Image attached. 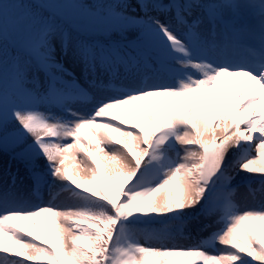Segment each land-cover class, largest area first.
Masks as SVG:
<instances>
[{
	"label": "snow or ice",
	"instance_id": "6c2138e0",
	"mask_svg": "<svg viewBox=\"0 0 264 264\" xmlns=\"http://www.w3.org/2000/svg\"><path fill=\"white\" fill-rule=\"evenodd\" d=\"M0 133L75 199L0 184V264H264V0H0ZM212 213L214 253L150 227Z\"/></svg>",
	"mask_w": 264,
	"mask_h": 264
},
{
	"label": "rangeland",
	"instance_id": "374dc122",
	"mask_svg": "<svg viewBox=\"0 0 264 264\" xmlns=\"http://www.w3.org/2000/svg\"><path fill=\"white\" fill-rule=\"evenodd\" d=\"M86 2L90 4L116 3L117 0H86ZM130 2L135 6L136 0H130ZM86 103L87 102H82L81 105L82 111L87 110ZM9 129H11V125L9 126ZM0 135H2V133H0ZM3 152L5 154H9V155L11 154L10 151L8 152L3 151ZM0 159H2L0 162V169H2V167H5L4 171L8 173V175H12V176L16 175L17 179H15V181H16V185L18 186L19 183L18 181L20 180V176L15 170H12L9 166L12 165L14 162L8 159H3L2 157H0ZM40 168L41 169L43 168L42 161L40 162ZM229 175L232 176L233 178L231 181V186L236 189V193L233 198V204L237 207V209L243 210L248 207L258 206L259 189L261 185L258 182L251 183L252 191L250 192L249 181L246 179L248 176L247 173L239 172L237 170L235 172L230 171ZM25 182H27V184L31 189V192L33 193L32 194L33 196L30 197L29 196L30 192L24 191V189L28 190V187L25 186L23 189L21 188L20 185H19L20 187L18 186V188L21 190V193L25 198L26 201L25 206H29V207L36 206L48 202H53L61 206H68V205H72L73 203L72 199L68 197L70 192L64 191L60 186H56L55 188H53L48 183H43L38 189V194H34L35 184L30 179V174L28 173ZM53 197L55 198L54 200ZM159 219H164V218L160 217ZM254 223L258 224V222H254ZM21 226L24 228L25 231H30V228L26 223L22 222ZM150 227L153 229L160 227L162 230H164L169 236V239H167L165 242L169 244H175L184 247H193L196 245H200L206 248L210 253L222 251L225 247L219 245V243L214 239V233L218 231L220 227L219 217L216 213H212L210 215L197 214L196 216L189 217L187 220L183 222L173 221L168 223L167 225L155 224ZM138 238L140 239L141 243L153 244L152 243L153 239H149L147 236H145L142 233L139 235ZM9 258L13 259V257H9Z\"/></svg>",
	"mask_w": 264,
	"mask_h": 264
},
{
	"label": "trees",
	"instance_id": "16d2710c",
	"mask_svg": "<svg viewBox=\"0 0 264 264\" xmlns=\"http://www.w3.org/2000/svg\"><path fill=\"white\" fill-rule=\"evenodd\" d=\"M25 2L27 3V2H32V0H25ZM34 3V2H33ZM158 242V241H157Z\"/></svg>",
	"mask_w": 264,
	"mask_h": 264
}]
</instances>
